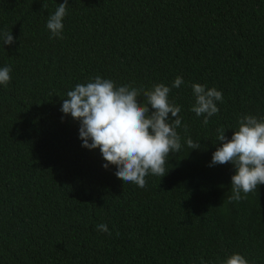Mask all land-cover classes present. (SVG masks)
<instances>
[{"label":"trees","instance_id":"16d2710c","mask_svg":"<svg viewBox=\"0 0 264 264\" xmlns=\"http://www.w3.org/2000/svg\"><path fill=\"white\" fill-rule=\"evenodd\" d=\"M63 2L0 0V30L15 39L0 41V67L12 68L0 85V264H222L234 253L264 264V185L228 202L234 167H209L218 128L231 138L240 116L264 117V0H68L63 39H50ZM97 75L144 89L183 77L169 95L182 148L145 188L105 169L60 111ZM193 83L223 93L207 126L190 111Z\"/></svg>","mask_w":264,"mask_h":264},{"label":"clouds","instance_id":"9594fccd","mask_svg":"<svg viewBox=\"0 0 264 264\" xmlns=\"http://www.w3.org/2000/svg\"><path fill=\"white\" fill-rule=\"evenodd\" d=\"M68 5V0H64L54 13L48 15L46 28L51 34L50 39H63V20ZM0 41L3 45L15 43L11 30H0ZM11 71L10 65L0 67V85L10 83ZM182 84L183 77L177 76L170 86L155 83L144 89L127 84L117 86L111 79L97 75L69 90L60 111L79 122L82 147L99 149L105 169L115 166V176L123 183L145 188L146 177L150 174L164 177L168 172L165 168L167 157L182 148L181 136L177 132L182 125L181 106L169 99L171 90ZM191 89L194 103L190 111L197 117L202 116V123L207 126L210 118L219 113L217 103L223 102V93L200 83L191 84ZM141 95L143 102L138 99ZM183 128L187 132V125ZM226 131L223 127L216 130L218 146L212 153L209 167L224 164L234 167L231 195L227 201L239 202L249 193L256 192L259 185H264V117L242 115L231 138L225 135ZM185 143L190 149L201 148V144L190 136ZM96 228L111 235L105 223ZM222 264H249V261L234 253Z\"/></svg>","mask_w":264,"mask_h":264}]
</instances>
